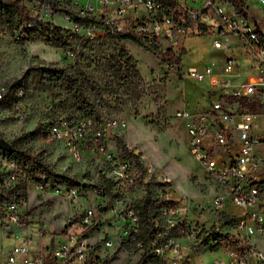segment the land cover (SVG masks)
Wrapping results in <instances>:
<instances>
[{"label": "built area", "instance_id": "2783aa9c", "mask_svg": "<svg viewBox=\"0 0 264 264\" xmlns=\"http://www.w3.org/2000/svg\"><path fill=\"white\" fill-rule=\"evenodd\" d=\"M19 2L41 22H64L56 25L70 37L124 34L168 51L187 35L208 34L214 48L240 46L252 70L249 74L239 73L241 51L235 50L220 62L207 64L204 70L188 67L190 78L209 79L208 104L195 112L184 108L175 112L184 121L192 155L218 183L212 199L213 216L196 209L176 191L171 176L162 167L149 160L144 162L142 156L124 155L116 145L105 173L114 181V194H104L101 184L94 185L97 201L89 199L81 206L60 233L50 234L48 245L39 246L33 255L36 244L24 236L20 243L4 251L2 264H46L48 259L56 260L54 264H124L123 254L131 256V249L135 250L132 264H190L196 244L223 250L225 255L216 256L212 264H264V248L253 237H264V0ZM0 30L7 32L9 28ZM171 67L176 75L183 74L180 63ZM6 92V86L1 85L0 98ZM17 95L22 98L24 90L19 88ZM19 99L13 107L23 117ZM120 125L125 121L111 118L96 125L89 118L63 116L45 124L43 138L48 143H61L75 160H82L84 142L104 151L111 128ZM141 174L144 181H155L153 197L158 204L157 216L151 217L157 228L147 246L139 235L140 214L134 205V198L144 191L139 185ZM52 183L27 164L1 156L0 188L6 192L0 203V221L6 231L11 230V224L21 223L30 206L29 184L44 194ZM55 191L70 201L88 193L83 185L63 181ZM110 200L115 202L111 214L107 212ZM226 201L239 209L227 210L222 205ZM220 210L234 216L231 223L219 221ZM47 233L48 229L43 231Z\"/></svg>", "mask_w": 264, "mask_h": 264}, {"label": "rangeland", "instance_id": "374dc122", "mask_svg": "<svg viewBox=\"0 0 264 264\" xmlns=\"http://www.w3.org/2000/svg\"><path fill=\"white\" fill-rule=\"evenodd\" d=\"M49 23H63L59 19ZM32 29L33 26H28ZM26 31V32H25ZM24 33V43H20L13 32L0 30V86L13 82L21 72L38 57L46 61L60 62L61 64L78 61L93 76L95 81L105 89L106 83L111 82L115 92L106 89L105 97L113 103L105 104L102 109V123L111 118L122 119L125 125L111 128V137L106 141L104 151H97L83 143L86 150L82 160H75L73 156L62 146L61 143L45 142L43 130L50 119H59L68 114H77L75 107H70V102H60V98H54L55 93H60L62 99L68 98L65 89L56 85L53 89L48 86L39 87L40 83L35 75L30 77L31 88L20 98L23 117L13 106L0 104V135L10 142L24 132L30 130H41L34 141L26 144L31 151L44 150L48 163L57 171H66L77 175L84 184L87 194L79 200L70 201L68 197L55 191L61 181L49 184L44 194H41L32 184L28 187L29 208L21 217V225L25 229L35 247L49 244L51 235L60 233L67 221L74 216L81 206L88 203L89 199L97 201L93 192L94 185L100 180L102 173L108 171V159L114 153L116 136L133 151L140 152L144 162L152 161L172 178L176 191L185 195L196 209L207 212L213 216L212 199L218 190V183L214 175L207 167L198 162L188 147V136L184 121L175 115L177 109L184 108L189 112L203 109L208 104L209 79L202 81L194 80L188 76L187 70L190 66H196L204 70L207 64L220 62L226 55L230 54L232 48H214L212 37L208 34H190L180 40L179 44L171 45L168 51L161 50L160 54L165 56L178 55L181 50L182 77L175 74L174 69L148 48L144 42H134L131 39H119L111 35H103L96 38L83 37L81 35L72 37V42L65 48H57L49 45L46 32L36 31L29 33L19 28ZM48 33V31H47ZM125 51L132 55L135 61L137 74H132L128 79L131 85H137L142 90V95L125 89L124 80L119 75L111 73L103 63L110 54ZM238 50V49H235ZM246 72L244 74H249ZM54 91V92H53ZM94 98L96 94L90 90ZM129 99L136 101L137 105H116L115 101ZM122 108V109H121ZM121 109V110H120ZM2 154L0 153V158ZM47 196V197H46ZM91 196L92 198H89ZM115 202L110 200L107 212ZM227 210L237 211L238 206L226 201L222 204ZM194 215V213H190ZM201 217L205 218L203 213ZM120 223L118 219H115ZM19 224V223H17ZM17 224H11V230L6 231L0 221V264L3 261L4 251L12 248L14 244L20 243L23 237L16 235ZM17 228V229H16ZM21 229V228H19ZM48 229V233L43 231ZM258 245L264 248V237L253 236ZM31 254L35 255L37 249ZM186 248V247H185ZM123 251H126L124 249ZM132 251V252H131ZM134 251L130 250L131 256H124V264H132ZM122 255V254H121ZM222 249L204 248L196 244L194 252L190 257V264H212L216 256H224Z\"/></svg>", "mask_w": 264, "mask_h": 264}, {"label": "trees", "instance_id": "16d2710c", "mask_svg": "<svg viewBox=\"0 0 264 264\" xmlns=\"http://www.w3.org/2000/svg\"><path fill=\"white\" fill-rule=\"evenodd\" d=\"M236 6L240 9L239 4H236ZM27 24H30L33 28L29 29ZM0 27H7L13 32H17L15 35L19 39L20 43H24L25 35L24 33L19 32V28L27 30L29 33L40 30L42 32H46V35H49L47 37L49 45L57 48H65L72 43L70 41L72 37L64 35L60 26H51L48 22H41L38 19L31 17L25 7L20 4L19 0H0ZM114 37L119 39H131L134 42H141L135 37L124 34H119ZM148 48H150L161 61L167 62L170 66L180 63L181 52L184 49L182 47L183 49L181 48L178 55L165 56L160 54L161 51L156 47L148 45ZM103 64L108 67L111 73L119 75L124 81L129 78L127 76H130L131 73H138L133 56L125 51L120 50L110 54L106 57ZM32 75H35V78L38 79L37 81L40 83L39 87L45 85L50 87V89H53L54 86L60 85L65 89L68 94V98L62 99L60 93H55L54 98H60V102L63 103L69 101V106L75 107V112L77 114H68L66 115L68 118H89L92 119L96 125H100L103 121L101 113L102 107L105 104L113 103L110 102L104 95L105 92H107L106 89L108 88L111 89L109 92H115L111 82H107L105 89H103V87L95 81L88 69H86L78 61L61 64L60 62L46 61L36 57V59L33 60L18 77L13 79V82H10L7 85V92L4 97L0 98V104L13 106L19 99L17 95V90L19 88L24 90V94L30 90V77ZM131 84V81L127 80L122 86H124L125 89H130L133 93L138 94V97L142 95V90L137 89V85ZM90 90H92V93L94 92L96 94L94 98L90 95ZM115 104H120L122 107L129 104L136 106L137 102H131L129 99H117ZM39 132H41V130L39 131L36 129L18 135L11 141L13 146L12 150L5 151L0 148V153L9 159H15L27 164L29 169L33 172L43 175L46 179L53 183L55 181H63L70 184L84 185L77 175L70 174L66 171L55 170L54 167L46 160L44 150L33 153L31 149L28 148L26 143L28 141H34ZM116 145L121 149V153L124 155L130 153L134 157L141 156L140 152H135L132 149L128 150L127 144L118 135L116 136ZM142 174L139 179V185H141L144 191L134 198V205L140 214L139 235L144 239L145 245L147 246L157 228L151 220V217L157 216L158 204L154 201L153 197L155 181L152 178L144 181ZM96 184H101L104 187V194H108L109 196L114 194L112 192L114 181L105 173H102L100 180ZM23 191L26 192L25 187H23ZM5 192L6 190L0 188V203L5 197ZM233 218L234 216L225 210H220L219 221L221 223L229 224L232 222ZM212 248H215V246H212ZM145 254L146 253H144V256ZM55 261L56 260L54 259H48L46 264H54ZM141 263H143V261H140V264Z\"/></svg>", "mask_w": 264, "mask_h": 264}, {"label": "crops", "instance_id": "0c3cea01", "mask_svg": "<svg viewBox=\"0 0 264 264\" xmlns=\"http://www.w3.org/2000/svg\"><path fill=\"white\" fill-rule=\"evenodd\" d=\"M240 47V46H239ZM239 47L237 48H234V47H230L232 48V50H235V49H238ZM235 51H241L239 52V56L241 58V64L239 66V73H246V72H250L252 69H251V62L248 60V58L246 57V55H244L243 53V50L242 49H238V50H235ZM18 228V229H17ZM17 230L14 231V233L16 235H19L20 237H24L26 236L25 234H23V232H25V229L23 228V225H21L20 223L17 224ZM21 228V229H19ZM36 248V247H35ZM37 249V248H36ZM35 250V249H34Z\"/></svg>", "mask_w": 264, "mask_h": 264}, {"label": "water", "instance_id": "95a60500", "mask_svg": "<svg viewBox=\"0 0 264 264\" xmlns=\"http://www.w3.org/2000/svg\"><path fill=\"white\" fill-rule=\"evenodd\" d=\"M179 77H182L181 74H179ZM0 148H2L5 151H10L12 150L13 146L9 140H7L4 137H0ZM102 206H100L101 208Z\"/></svg>", "mask_w": 264, "mask_h": 264}]
</instances>
